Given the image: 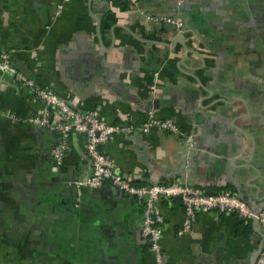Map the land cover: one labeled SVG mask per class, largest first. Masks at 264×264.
<instances>
[{"label": "crops", "instance_id": "crops-1", "mask_svg": "<svg viewBox=\"0 0 264 264\" xmlns=\"http://www.w3.org/2000/svg\"><path fill=\"white\" fill-rule=\"evenodd\" d=\"M60 5L59 10H57ZM0 0V47L25 75L117 126L103 151L136 185L171 179L229 190L264 209V0ZM43 103L0 77V263L155 264L140 235L142 204L90 174L83 136L56 162V135L7 116ZM171 119L193 145L139 124ZM167 264H250L264 227L236 213H197L159 200Z\"/></svg>", "mask_w": 264, "mask_h": 264}, {"label": "built area", "instance_id": "built-area-1", "mask_svg": "<svg viewBox=\"0 0 264 264\" xmlns=\"http://www.w3.org/2000/svg\"><path fill=\"white\" fill-rule=\"evenodd\" d=\"M123 1L129 8L144 14L147 19L158 18L173 23L176 27L181 25L179 21L170 17H152L146 14L144 9L138 5V0ZM59 8L60 5L57 10ZM1 76L10 77L18 87L33 94L43 103V109L39 113L25 117L8 113L7 116L53 132L56 139L51 146L50 154L56 162H59L68 151L70 135L80 134L83 136V148L90 164V174L80 184L100 186L104 182H108L123 194L133 197L135 201L142 204L140 235L153 252L155 264H167L161 247L163 214L158 204L160 199L176 197L180 200L183 215L176 231L177 235L191 228L197 213L207 212L219 214L234 212L244 223L255 220L257 225L264 227V209L252 207L232 191L207 192L202 187L176 178L168 182L151 184L136 185L132 183L131 179L124 176L116 163L103 151L102 144L108 140L111 134L121 130L130 131L133 126L122 127L108 123L94 108L84 111L76 110L51 88L40 85L35 78L16 69L9 61V51L2 47H0ZM151 127L166 129L182 136L188 145H193L191 133H184L171 119L158 118L149 110L138 129L145 132ZM253 264H264V247L257 253Z\"/></svg>", "mask_w": 264, "mask_h": 264}, {"label": "water", "instance_id": "water-1", "mask_svg": "<svg viewBox=\"0 0 264 264\" xmlns=\"http://www.w3.org/2000/svg\"><path fill=\"white\" fill-rule=\"evenodd\" d=\"M253 221L257 224V222H256L255 220H253ZM262 247H263V246H262L261 244H259V245L257 246V248L253 251V253H252L251 257H250V264H253L254 259H255L256 255H257V253L259 252V250H260Z\"/></svg>", "mask_w": 264, "mask_h": 264}, {"label": "trees", "instance_id": "trees-1", "mask_svg": "<svg viewBox=\"0 0 264 264\" xmlns=\"http://www.w3.org/2000/svg\"><path fill=\"white\" fill-rule=\"evenodd\" d=\"M241 221H242V220H241ZM242 222H243V221H242ZM250 223H251V221H248V222H246V223L243 222V224H244L246 227H248Z\"/></svg>", "mask_w": 264, "mask_h": 264}]
</instances>
